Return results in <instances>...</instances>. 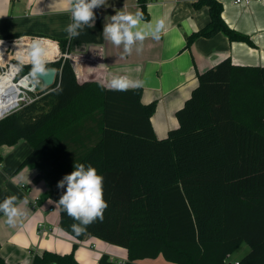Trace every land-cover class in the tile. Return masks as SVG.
<instances>
[{
    "label": "trees",
    "instance_id": "obj_1",
    "mask_svg": "<svg viewBox=\"0 0 264 264\" xmlns=\"http://www.w3.org/2000/svg\"><path fill=\"white\" fill-rule=\"evenodd\" d=\"M149 2L137 0L146 21ZM193 6L208 7L210 21L188 36L187 46L218 33L253 44L226 23L220 0ZM44 42L54 46L45 66L57 68L56 82L40 86L34 102L0 120V146L21 140L32 146L22 166L40 168L33 182L49 184L41 201H59L65 189L58 182L75 163L90 164L103 177V221L76 235L58 204L60 227L77 240L94 235L127 248L125 263L103 254L100 264L159 256L175 264H229L244 243L250 251L239 264H264V66L226 58L199 74L178 112L179 129L161 139L152 123L157 102L145 104L141 88L109 90L101 70L77 75L66 57L69 40L59 41V58L57 44ZM34 68L23 65V73ZM0 264H6L1 254ZM32 264L81 263L74 253L44 251Z\"/></svg>",
    "mask_w": 264,
    "mask_h": 264
},
{
    "label": "crops",
    "instance_id": "obj_2",
    "mask_svg": "<svg viewBox=\"0 0 264 264\" xmlns=\"http://www.w3.org/2000/svg\"><path fill=\"white\" fill-rule=\"evenodd\" d=\"M195 1L150 0V17L147 21L142 19L139 27L150 32L155 22L163 19L165 28L159 40L149 34L142 50L136 51L138 44L129 55L123 53L122 45L116 47L104 38L103 27L111 22L116 11L140 12L137 0H106L104 6L93 10L94 26H85L72 39L65 31L72 23L69 0H0V36L19 34L27 40L39 38L43 44L44 40H50L57 44L60 53L59 41L69 40L70 61L77 75L101 70L106 74V86L112 76L143 81L142 101L157 102L152 123L156 135L163 139L179 129L178 112L198 87L199 74L226 58L240 65L264 66V0H254L250 5L220 0L226 23L248 35L253 44L232 42L225 34L218 33L210 38L200 37L189 47L188 36L210 21L209 8L196 10ZM31 151L32 146L24 140L14 146H0V202L14 195L22 213L9 225L7 217L0 212V254L6 264H32L35 254L44 251L74 253L81 264H100L103 254L125 263L129 257L125 246L94 235L77 240L60 227L58 203L51 199L41 201V196L50 190L49 184L45 179L37 184L33 182L40 168L22 166ZM237 251L241 254L235 263L250 247L244 243ZM228 262L232 264L230 259ZM137 263L175 264L163 256Z\"/></svg>",
    "mask_w": 264,
    "mask_h": 264
},
{
    "label": "clouds",
    "instance_id": "obj_3",
    "mask_svg": "<svg viewBox=\"0 0 264 264\" xmlns=\"http://www.w3.org/2000/svg\"><path fill=\"white\" fill-rule=\"evenodd\" d=\"M71 4L72 23L65 28L68 38H76L85 27H93L95 22L94 9L104 6L106 0H69ZM142 13H128L116 11L111 16V22L104 24V38L114 46H123L125 55L131 54L133 47L139 44L136 51L142 50L143 42L150 34L154 39H160V33L165 28L163 19L155 22L150 32L140 28ZM29 60L36 70H42L47 58V49L39 38L33 41L27 51ZM109 90L127 91L143 87V81L134 80L128 76H112L107 85ZM58 188L65 189L57 202L74 223L72 231L80 235L87 227L97 220L103 221L104 211L108 204L103 198V177L90 164L75 163L74 170L58 182ZM17 197H6L0 202V212L7 217V223H15L17 216L21 215L16 206Z\"/></svg>",
    "mask_w": 264,
    "mask_h": 264
},
{
    "label": "built area",
    "instance_id": "obj_4",
    "mask_svg": "<svg viewBox=\"0 0 264 264\" xmlns=\"http://www.w3.org/2000/svg\"><path fill=\"white\" fill-rule=\"evenodd\" d=\"M253 1L235 0L238 4L244 3L246 5H250ZM21 40L20 38L13 39L10 42L1 40V42L7 44L6 48L8 51L6 50L0 59V104L6 101L10 104V108L0 115V120L31 104L38 98L37 93L39 91L40 80L32 75L33 70L25 74L23 73V65H31L33 63L31 61L24 62L23 59L16 55L14 44L20 43ZM27 41L33 42L31 38ZM58 56L55 58L60 57ZM66 57L70 59V54H66ZM12 91L16 93H12ZM235 264H239V262Z\"/></svg>",
    "mask_w": 264,
    "mask_h": 264
},
{
    "label": "bare ground",
    "instance_id": "obj_5",
    "mask_svg": "<svg viewBox=\"0 0 264 264\" xmlns=\"http://www.w3.org/2000/svg\"><path fill=\"white\" fill-rule=\"evenodd\" d=\"M25 43H27V42L20 41V43L14 44V48L16 49V53H17L16 55H19L20 57L27 56V51L30 48V45L32 43L31 42H28L27 44H25ZM1 44H3L5 46V48H4V50L0 51V59H1V56L4 54V52H6V50H7V48H6L7 44L6 43H1ZM48 44L49 43L44 42V46L47 49V58L45 61L50 60L52 58L53 53H54V52L52 53V49ZM12 93H16V92L12 91ZM9 108H10V104L6 101H4L2 104H0V115H2Z\"/></svg>",
    "mask_w": 264,
    "mask_h": 264
},
{
    "label": "water",
    "instance_id": "obj_6",
    "mask_svg": "<svg viewBox=\"0 0 264 264\" xmlns=\"http://www.w3.org/2000/svg\"><path fill=\"white\" fill-rule=\"evenodd\" d=\"M47 63L48 62H44L42 70H36L34 68L32 71V75L40 80L41 87L46 89L52 87L55 84L58 75L57 68L45 66Z\"/></svg>",
    "mask_w": 264,
    "mask_h": 264
},
{
    "label": "rangeland",
    "instance_id": "obj_7",
    "mask_svg": "<svg viewBox=\"0 0 264 264\" xmlns=\"http://www.w3.org/2000/svg\"><path fill=\"white\" fill-rule=\"evenodd\" d=\"M20 39H23V37H21ZM1 40H4V41H6V42H10L11 40H13V39H3V38H0V42H1ZM25 44H27V43H25ZM46 44V43H45ZM48 45H50V44H48ZM51 46V45H50ZM4 48H5V46L3 45V44H0V51H2V50H4ZM55 50H56V47H55ZM56 54V53H55ZM54 53H53V55H52V57L55 55ZM60 52H59V56H60ZM58 56V57H59ZM17 57H19V58H21V59H23V61L24 62H26V61H30L29 60V58H28V56H23V57H20L19 55H17ZM52 59V58H51ZM41 85H39V87H40ZM242 250V249H241ZM241 251H236V252H234L230 257H229V259H230V261L232 262V264H234L235 263V261L238 259V257H239V255L241 254L240 253Z\"/></svg>",
    "mask_w": 264,
    "mask_h": 264
}]
</instances>
